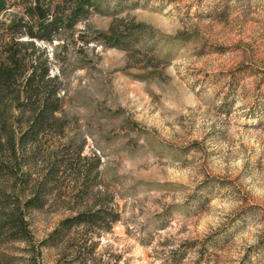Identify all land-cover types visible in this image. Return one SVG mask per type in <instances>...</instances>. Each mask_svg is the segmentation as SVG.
I'll list each match as a JSON object with an SVG mask.
<instances>
[{
	"label": "rangeland",
	"instance_id": "obj_1",
	"mask_svg": "<svg viewBox=\"0 0 264 264\" xmlns=\"http://www.w3.org/2000/svg\"><path fill=\"white\" fill-rule=\"evenodd\" d=\"M92 2L34 43L59 107L24 142L20 183L42 206L28 242L1 233L0 264H264V0ZM20 17L0 11V62ZM86 210L105 219L42 245Z\"/></svg>",
	"mask_w": 264,
	"mask_h": 264
},
{
	"label": "trees",
	"instance_id": "obj_2",
	"mask_svg": "<svg viewBox=\"0 0 264 264\" xmlns=\"http://www.w3.org/2000/svg\"><path fill=\"white\" fill-rule=\"evenodd\" d=\"M6 3V0H0V11L22 6L26 20L20 17L12 24L11 46L3 52L5 56L0 62V235L6 232L9 238L28 242L25 215L28 210L42 206L41 192L44 188L38 187L30 196H25L30 190L26 181L20 183L19 177L30 176L27 170L30 165L26 159L21 161L19 157L26 154L24 142L34 138L42 126L53 121L51 119L59 107L57 86L54 83L57 76L49 75V60L44 49L36 47L34 43L52 41L61 27L72 28L74 18L87 13L93 2L74 0L68 14L64 10L52 9L48 0H14L10 7H6ZM22 36H26V39H22ZM101 39L108 46L124 50H128L129 43L133 42L120 40V36L114 33L103 34ZM22 50H30V53L19 55ZM37 52L44 56L43 60L34 56ZM17 130L21 131L19 138H16ZM103 212L86 210L65 217L42 240V245L54 247L57 245L56 240L73 225L88 227L101 223L105 219ZM106 216L110 221L116 219L111 210L107 211Z\"/></svg>",
	"mask_w": 264,
	"mask_h": 264
}]
</instances>
